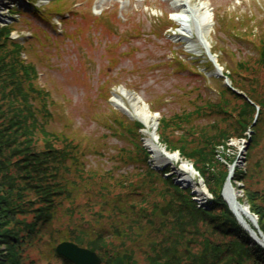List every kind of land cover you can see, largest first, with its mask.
Listing matches in <instances>:
<instances>
[{"label":"rangeland","instance_id":"374dc122","mask_svg":"<svg viewBox=\"0 0 264 264\" xmlns=\"http://www.w3.org/2000/svg\"><path fill=\"white\" fill-rule=\"evenodd\" d=\"M33 2H6L0 24L14 26L12 36L23 44L21 57L34 67L33 79L40 92L33 91L32 102L43 114L47 112L50 131L74 138L79 161L68 157L69 168H63V181L69 182L73 196H64L54 221L43 225L42 233L26 243V261L65 264L52 252L53 238H65L84 230L82 234L96 235L102 231L113 237L122 231L121 238L134 252L138 264H148L152 240L164 234L169 236L173 231V238L186 243L180 238L178 224L169 219L163 221L154 214L155 201L171 198L162 176L190 188L199 206L210 209V200L214 198L194 161L185 158L174 145H190L198 139L203 132L189 133L193 125L200 131L215 128L214 122L219 121L217 127L234 128L243 101L225 97L231 105L230 115L214 110L212 104L223 100L224 86H233L227 73H233L239 62L253 64L257 92L264 97V66L256 65L264 42V0H191L192 5L205 2L214 16L207 37L209 47H200V53L191 51L186 40L178 35L176 18L183 7L177 6L176 0ZM171 21L175 26L167 27ZM208 51L230 85L225 76L217 74ZM240 72L249 74L248 70ZM244 79L253 85L252 79ZM232 89L246 95L245 89ZM126 91L138 94L157 114V140L167 151L177 154L178 160L162 165L153 161L146 141L151 127L118 104L117 95ZM188 113L193 114L190 121H177L162 130V117L170 119ZM137 121L143 126L138 128ZM250 129L247 136H231L225 144L218 145L215 156L227 169L221 189L223 200L241 224L224 196L225 185L229 183L237 190L238 199L257 218L253 226L262 235L259 216L251 209L247 197L250 182L245 175L251 148V142L249 145L247 142L254 133ZM140 145L147 149L148 158ZM56 146L64 148V142H56ZM183 161L191 164L197 173L195 183L202 180L206 192L196 190L194 181L181 179L184 175L179 168ZM231 165L235 167L233 171ZM255 182L258 188H263L264 176ZM143 205L145 209H141ZM171 214L169 211L164 215L168 218ZM125 232L129 235L123 236ZM121 238H113L118 249L125 248Z\"/></svg>","mask_w":264,"mask_h":264},{"label":"trees","instance_id":"16d2710c","mask_svg":"<svg viewBox=\"0 0 264 264\" xmlns=\"http://www.w3.org/2000/svg\"><path fill=\"white\" fill-rule=\"evenodd\" d=\"M172 23H168L167 27L175 26ZM14 30L13 25L0 24V264H28L26 243H31L32 238L42 233L43 225L54 221L62 198L73 196L69 182L63 181V168H69L66 161L69 158L79 161L74 138L50 131L47 128V112L43 114L32 102L33 91L38 93L40 90L33 79L34 67L26 64L21 57L23 44L13 38ZM256 63L264 66V42L261 43ZM252 65L241 61L233 73H227L232 87L242 91L245 89L246 95L224 86L223 100L212 104L214 110L230 115L231 105L225 97L243 101L234 128L217 127L219 121L214 122L215 128L200 131L193 125L189 133L203 132L199 133L194 143L190 142V145H194H174L185 158L194 161L214 198L210 200V209L199 206L192 198L190 188L185 189L162 176L168 188L166 193L171 198L164 202L155 201L154 214L163 221L169 219L178 224L182 232L180 238L186 243L173 238V231L169 236L164 234L152 240L151 252L147 254L148 264H264V247L243 228L221 196L227 169L215 156L216 147L225 144L229 137L247 136L249 127L254 130L249 168L245 175L250 182L247 197L251 209L259 216L260 228L264 233V187L258 188L255 182L258 177L264 176V97H259L257 92V75L252 73ZM240 70H248L249 74L243 75ZM245 77L252 79V86ZM192 116V113H188L176 114L170 119L162 117V130H167L171 123L177 121H190ZM135 123L138 128L143 126L139 121ZM60 141L64 142V148L56 146V142ZM140 149L148 158L147 149L143 145H140ZM144 206L141 209H145ZM214 209H220L219 213ZM169 211L172 214L166 218ZM83 232L79 230L76 235L53 238L51 249L54 256L65 264H75L56 249L61 241L69 239L95 250L102 258L101 264L139 263L134 252L126 247L125 239L121 238L122 231H118L114 237L112 234L104 235L102 231L96 235ZM125 233L123 236L129 235ZM113 238H121L125 248L118 249ZM35 262L32 259L30 264Z\"/></svg>","mask_w":264,"mask_h":264},{"label":"bare ground","instance_id":"6f19581e","mask_svg":"<svg viewBox=\"0 0 264 264\" xmlns=\"http://www.w3.org/2000/svg\"><path fill=\"white\" fill-rule=\"evenodd\" d=\"M179 3L177 6L183 7V12L177 16L176 20L179 22L178 35L183 40H186L188 47L195 53H200V47L208 48L207 42L208 34H210L213 24L214 16L209 6L205 2H200L197 5H192L191 0H176ZM10 0H0V16L5 13V4ZM4 6V7H3ZM215 62L213 56L210 57ZM118 104L122 108H125L132 116H135L142 120L147 127H151L149 137L146 138L147 144L153 153V161L157 165L171 163L179 159L177 154L171 153L161 146L155 135V129L157 126V114L150 110L147 103H144L142 98L132 92L126 91L122 95H117ZM128 100V103L126 101ZM147 131V129H145ZM251 130V129H250ZM249 130V131H250ZM149 132V130H148ZM250 140H248L249 142ZM252 141V140H251ZM247 142V143H248ZM231 167H233L231 165ZM235 167L232 168V171ZM183 171V181H188L196 186V190L200 193L206 192V188L203 186L202 180L199 183H195L196 172L187 161H183L180 168ZM224 196L228 201L231 209L235 212L241 224L252 234L257 242L264 244V237L260 235L254 228V224L257 223V218L252 214L247 204L242 203L238 199L237 190L226 183L224 188ZM202 199L201 197H199ZM200 202V201H198Z\"/></svg>","mask_w":264,"mask_h":264},{"label":"water","instance_id":"95a60500","mask_svg":"<svg viewBox=\"0 0 264 264\" xmlns=\"http://www.w3.org/2000/svg\"><path fill=\"white\" fill-rule=\"evenodd\" d=\"M207 53L209 54L210 57L213 56L210 53V51H208ZM214 63L217 69V74L221 76H225L222 73L221 67L216 62V60ZM226 77L227 76H225V78ZM226 83L230 85V83L227 81V78H226ZM251 131L253 132V130ZM250 142H251V138H250V141L248 142V145L250 144ZM228 179H229V176L227 178V181ZM260 233L263 235L262 231H260ZM56 249L59 254L65 256L66 258L74 262L75 264H101L102 262L101 256L95 250H92L91 248H88L86 246H81L78 243L71 241V240L61 241L57 245Z\"/></svg>","mask_w":264,"mask_h":264}]
</instances>
